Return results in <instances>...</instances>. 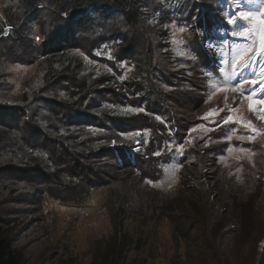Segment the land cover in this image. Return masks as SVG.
<instances>
[{
  "label": "rangeland",
  "instance_id": "rangeland-1",
  "mask_svg": "<svg viewBox=\"0 0 264 264\" xmlns=\"http://www.w3.org/2000/svg\"><path fill=\"white\" fill-rule=\"evenodd\" d=\"M134 2L142 11L140 21L131 25L115 9L88 10L68 20L70 0H0L4 234L14 240L23 264H45L44 259L56 256L62 264L70 259L90 264L95 247L106 243L119 220L132 250L119 264H264V192L241 215L230 240L218 243L223 249L219 260L205 262L192 239L206 228L203 216L217 203L211 197L202 201L198 188L192 201L187 190L186 195L175 193L178 156L194 157L196 141H207L205 171L211 173L210 162L217 156L246 180L249 195H254L253 179L264 189V71L260 76L247 69L251 59L264 68V54H256L264 35V0ZM245 11L252 14L248 19L239 15ZM71 28L73 46L61 47L81 63L42 53L45 43ZM104 107L144 111H126L130 118L107 121ZM84 140L91 147L78 145ZM120 151L131 161L138 155L142 185L174 200L165 215L151 214L141 197L139 205L134 198L126 202L136 215L111 214L116 205L102 185L117 174ZM32 157L46 160L34 165ZM250 165L256 167L255 176H249ZM72 168H78V177ZM168 215L179 225L178 245ZM218 222L233 220L223 215Z\"/></svg>",
  "mask_w": 264,
  "mask_h": 264
},
{
  "label": "trees",
  "instance_id": "trees-1",
  "mask_svg": "<svg viewBox=\"0 0 264 264\" xmlns=\"http://www.w3.org/2000/svg\"><path fill=\"white\" fill-rule=\"evenodd\" d=\"M71 5L67 9V18L68 20H73L77 16L81 14H85L88 10H94L96 12H105L107 9H115L120 11L122 15L125 16L127 22L131 25H135L140 21V12L141 9L138 8V4L134 2V0H70ZM35 6L30 7V11L34 9ZM34 28V27H33ZM73 28V27H72ZM70 29L67 32V35L60 34L59 37L61 39L52 40V42L45 43L43 47L42 53L50 54L53 58L60 59L64 61V63H72L74 61H78L81 63L78 55L74 54L70 50H63L64 43H68L69 46L72 45V40L74 39V29ZM58 43H63L59 46ZM66 48V47H65ZM44 55V56H45ZM108 81H105L107 84ZM105 111V115L107 117V121L111 118L119 117L122 120L128 119L131 117L132 113L129 112H119L117 110H113L109 112L108 110L103 108ZM4 131H9L4 128ZM85 141L82 144H78L82 148L89 147L90 145ZM139 143L138 141H135ZM207 141H196V145L193 148L194 157H189V155L180 154L178 156L176 166L180 169L178 174V189L175 191L180 193L181 195H186L187 191L191 192L188 194V201H192L193 196H195L192 191L195 189H201L203 191L202 201H209L211 197L213 201H216L217 206L213 207L210 205L211 214H204L203 219L207 221L206 228L200 230V234L197 235L195 239L192 241L197 248L198 257H202V261H210V260H219V252L223 249L218 245V243L222 242L223 238H227L234 234L235 229L239 226V220L241 215L247 213L255 203V196H257L260 192H264V189L260 186V181L257 179L252 180L251 190L254 192V195H249V190L246 189V185L248 184L244 178L233 174L232 168L227 163L219 162L217 156L214 161L210 162L212 171L211 173L205 171L208 168L209 161L206 160L205 157V147H203ZM87 144V145H86ZM108 143H106L107 145ZM141 144L143 143V139H141ZM206 146V145H205ZM91 147V146H90ZM98 148V147H96ZM102 149V154L105 152L103 146H100ZM147 149H150V146H147ZM121 150V149H119ZM60 151L63 153L65 151L62 142H60ZM61 157L64 159L63 155ZM116 162V167L114 169L117 172L116 175L108 176L111 181H107L104 179V183L102 186L108 187L110 191V203L116 205V207L111 211V214H116L119 217L121 214L128 218L130 214L136 215V211H128L126 206L128 205L126 202L130 199H135V206L139 205L140 197L141 199H147L148 201L140 202L141 204H146L148 210H150L151 214H156L157 216H163L167 213L169 209H172L174 202L173 199L168 198L166 196H156V191L149 189L147 186L142 185L143 181L139 178L140 167L137 165L139 163L138 159L136 161L137 156H134V161H131L130 157H127L123 151H120ZM34 165L38 164L40 161H45L46 159L37 157H32ZM116 158L114 157V160ZM31 161V162H32ZM67 163V167L69 168V163ZM74 164L79 168L81 167V162L77 161ZM77 169L72 168V176L78 177ZM256 168V167H255ZM255 168L247 166L249 170V176H255ZM91 170V167L90 169ZM141 174L145 177L144 171H141ZM209 178V180H206ZM127 179V180H126ZM206 180V181H205ZM187 190V191H186ZM193 195V196H192ZM211 200V199H210ZM226 216L227 218L233 220V222H229L225 224L224 222H218L222 216ZM171 218L172 224V236L175 240V244L178 245L179 236L181 234L179 225L177 220L172 217V215H168ZM235 221V222H234ZM3 220L0 214V264H23L19 252L16 250L14 245V240L9 238L4 234L3 231ZM118 224L114 227V232L110 236V238L102 243L101 248L95 247L93 260L90 264H100L99 258L103 256V264H119V260L128 259L130 252V240L129 236L125 234L122 227V221L119 220ZM236 224V226H235ZM227 225H232L227 228ZM193 229V228H192ZM220 238V239H219ZM139 237L136 239L138 241ZM219 239L217 242L215 240ZM197 240H201L203 243L200 245V242ZM192 242V243H193ZM143 240H141L140 245L137 243L138 247L137 251L142 248ZM136 246V247H137ZM101 250H104L101 252ZM212 252V255L209 256L210 259L205 258V253ZM259 254L253 257V262L258 261ZM50 260V264H62L61 261L56 259L46 258L44 262L48 264ZM132 262L137 261L134 257L131 259ZM124 262V261H122ZM67 264H72V260L70 259ZM255 264V263H253Z\"/></svg>",
  "mask_w": 264,
  "mask_h": 264
},
{
  "label": "bare ground",
  "instance_id": "bare-ground-1",
  "mask_svg": "<svg viewBox=\"0 0 264 264\" xmlns=\"http://www.w3.org/2000/svg\"><path fill=\"white\" fill-rule=\"evenodd\" d=\"M264 54V35L261 36L259 39H258V42H257V52L256 54H259L261 55ZM262 64V63H261ZM259 64L257 62V60L255 59H251L249 62H248V67L247 69L248 70H251L252 73L256 72L258 75L262 76L263 75V71H264V68L262 67V65ZM262 92L264 93V86H263V89H262ZM262 95V94H261Z\"/></svg>",
  "mask_w": 264,
  "mask_h": 264
},
{
  "label": "snow or ice",
  "instance_id": "snow-or-ice-1",
  "mask_svg": "<svg viewBox=\"0 0 264 264\" xmlns=\"http://www.w3.org/2000/svg\"><path fill=\"white\" fill-rule=\"evenodd\" d=\"M240 17H242L243 19H248L252 14L249 13V12H240L239 13ZM234 21L229 19L228 23H233ZM181 32L184 31L183 28L180 29ZM61 95H63V93H61ZM105 107H111L110 105H105ZM124 111H131V112H142L144 111V109H141V108H127V109H124ZM157 120H160L161 118L159 116L156 117ZM229 120H231V117H228ZM112 144L115 145L116 144V140H112ZM181 148L183 147L182 145L180 146ZM139 149H137L138 151Z\"/></svg>",
  "mask_w": 264,
  "mask_h": 264
}]
</instances>
